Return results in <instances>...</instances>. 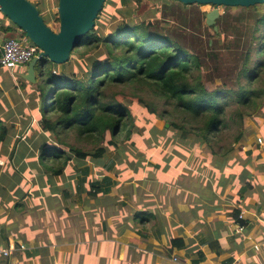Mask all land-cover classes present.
<instances>
[{
	"label": "trees",
	"instance_id": "16d2710c",
	"mask_svg": "<svg viewBox=\"0 0 264 264\" xmlns=\"http://www.w3.org/2000/svg\"><path fill=\"white\" fill-rule=\"evenodd\" d=\"M135 3L139 5L136 7ZM116 5L114 0L106 1L95 28L85 36L71 59L62 65L65 66V74L54 73V67L58 69L59 66L53 63L49 73L46 66L41 72V82L38 80L36 87L39 96L33 108L41 113L43 129L55 135L58 145L42 143L39 146L37 171L44 176L60 177L73 155L76 162L87 159L83 148L71 144L72 137L88 145L96 144L93 154L96 159L108 153L101 145L107 139L118 152L128 148L138 150L142 144L141 124L137 123L131 108L125 103V99H129L137 103L146 102L150 113L170 124L171 129H151L158 133L157 143L167 140L170 130L180 131L192 136L191 144L196 147L197 155L206 147L213 161L212 168H209V162L199 170L190 168L192 174H184L176 183L174 177L178 172L172 171L173 177L165 174L172 166V158H169L163 171H159L157 164L154 170L146 173L145 186L155 183L158 176H166L172 182V189L168 192L170 197L179 198L181 191L187 190L195 197L209 199L210 191L207 192L201 175L197 174L199 171L206 170L209 175L220 174L223 177L227 165H232L242 168L249 177L251 174L246 167H241L234 159L233 145L247 134L244 119L264 113V4L248 8L249 16L234 12L236 8L244 7H225L227 16L221 17L216 24L218 31L213 26H205L203 19L207 13L200 10L202 5H185L175 0H121V7L113 11L112 7ZM142 5L147 9L151 7L154 14L161 10L164 18L175 17L180 24L142 17L137 10ZM106 7L113 12L106 13ZM102 15L112 22L120 21L108 28V22ZM55 20L54 23H60L58 13ZM230 20L243 26L249 23L245 32H239L236 25L229 23ZM222 24L226 25L223 29ZM0 31L2 40L26 37L15 25L7 26L1 21ZM224 31L229 32L233 39L223 38ZM46 63L50 61H39V65ZM216 77L219 84L214 82ZM143 87L152 88L150 94L138 95V90H135L138 95L135 96L126 92L129 88ZM9 135L10 128L0 117V158L7 153L2 148ZM191 162L195 163L194 160ZM139 166L138 170L144 169L143 163ZM0 176L1 197L6 187L3 184L5 177ZM132 178L122 180L130 182ZM112 179L105 176L100 184L98 180L90 181L89 190L85 186L86 178L77 179L75 191L71 188L63 196L68 201L71 195L86 191L91 199H96L99 194L110 193L112 185L116 187L119 184ZM233 180L241 184L244 181L236 175ZM250 189V183L244 184L245 191ZM56 191V188L45 191V194L51 192L45 199V209L57 208L55 201L59 193ZM240 197L244 199L246 196L240 193ZM15 205L18 212L25 213L21 220L25 221L31 212L21 201ZM255 207L264 209V197ZM234 213L236 222L244 224L239 219L238 210ZM17 225L18 222H14L9 229L13 230ZM178 242L171 239L170 246H176ZM213 250L220 254L217 243H213Z\"/></svg>",
	"mask_w": 264,
	"mask_h": 264
},
{
	"label": "crops",
	"instance_id": "0c3cea01",
	"mask_svg": "<svg viewBox=\"0 0 264 264\" xmlns=\"http://www.w3.org/2000/svg\"><path fill=\"white\" fill-rule=\"evenodd\" d=\"M36 4L41 5L50 24L54 22L58 0H41ZM4 20L5 17L0 19L5 25H12ZM28 65L4 71L3 79L9 83L10 91L21 90L16 79L23 78ZM44 66L39 62L36 65L37 81ZM29 84L37 86V82ZM4 101L8 106V100ZM2 109L0 106V112ZM236 169L229 165L224 176L232 178L230 171ZM179 173L186 175L188 171ZM207 173H197L205 184L216 185L218 180L226 179ZM158 179L145 186L144 177L132 178L129 199L127 192L113 194L116 187L127 183L122 181L110 193L99 194L96 199L85 192L71 195L61 208L44 209L56 219L55 224L21 221L13 230L8 229L9 225H0V252L10 245L16 247L8 257L0 253V264H264V209L255 207L260 198L250 195L236 201L231 196L230 183L224 198L225 188L219 193L210 190V198L199 201L187 190L173 198L168 194L171 180L166 176ZM221 183L224 186V181ZM236 210L239 219L243 216L240 220L244 224L236 222ZM241 225L245 229L239 233L237 228ZM171 239L179 241L176 246H170ZM213 243L218 244L220 254L213 250ZM21 246L25 249L21 250Z\"/></svg>",
	"mask_w": 264,
	"mask_h": 264
},
{
	"label": "rangeland",
	"instance_id": "374dc122",
	"mask_svg": "<svg viewBox=\"0 0 264 264\" xmlns=\"http://www.w3.org/2000/svg\"><path fill=\"white\" fill-rule=\"evenodd\" d=\"M33 1L35 2L33 3L36 4V2H40L41 0ZM114 1L117 3L115 7L116 9L114 7L112 8L113 11H116L121 7V0ZM36 5L42 14L43 11L41 9V5ZM248 8H236L237 10H234V12L241 16H249L251 12L250 10H247ZM150 9H147L142 5L141 7H138L137 10L142 17H147L148 19L159 20L162 23L169 22L170 24H180V21L175 17L167 16L164 18L161 10H159L157 14H154L152 13V10L150 11ZM200 10L208 14L213 10V6H202L200 7ZM113 11H111V8L106 7V13ZM220 11L221 16L217 20V23H219L221 17L225 18L227 16L228 10L226 11L225 7H221ZM43 17L45 18L46 23L50 22V19L47 16L43 15ZM102 17L103 19L107 20L108 28L114 26V24L120 21L117 20L112 22L110 21L109 17L107 18L103 15ZM3 18L4 17L0 15V19ZM5 20L4 22H7ZM203 21L206 26V18L205 20L203 19ZM229 23L236 25L237 31L245 32V26L248 25L249 21L244 26L235 20H230ZM49 26L53 30L59 31L60 23L52 22ZM225 27L226 25L222 24V29ZM106 32H108V30ZM222 36L223 38L228 37L233 39V37H230V33L226 31H224ZM2 39L3 33L0 31V40ZM51 69H53L51 62L46 63V72L49 73ZM5 70L6 69L0 70V106L3 108L0 112V117L3 118L7 127L10 128V135L2 148V150L4 152L6 151L7 153L3 155V158H0V175L5 177L3 184L4 187H6L5 191L0 197V225L6 224L11 226L14 222H18V225L21 223L22 217L25 215V213L18 212L14 207L18 201L23 202L28 211L31 212V214L28 215V218H26V220L23 222L27 221L30 224L32 223L35 225L44 224L45 226L55 224L56 219L51 218L50 213H46L44 211V209L47 207L45 199L47 195L51 193L45 194V191L49 192V190L52 188L53 190L54 188L57 189L56 192L59 194L55 203L58 205L57 209H59L63 206V204H65V202L68 203L63 194L70 192L71 188L73 191H75V181L77 179H87V184L85 185L87 190L90 189L88 185L90 181L93 182L98 180L100 184L101 180H103L105 176L113 178L112 182L113 180H116L117 182H127L123 181L122 179L128 177L142 179V177H146L147 172L154 170V167L157 164L160 166L159 171H163V166L169 160V158H172V166L167 169L165 174L167 176L173 177L172 171L175 170L178 172V174L175 175L176 177H174L176 183L177 178L179 182V180H182L183 177V175H180L179 173L180 170L184 172L187 170L192 174V170H199L201 166H204V164L207 162H209L211 165L209 167L212 168L213 161L210 157L208 149H206V147L200 149V153L197 155L195 153L198 152L196 151V147H193L191 144V135H186L180 131L170 130L169 133H167V140H164L162 143H157L156 138L158 133H153L151 129L156 128L160 131H163L165 128L171 129L170 124H166L164 120H161L154 114L150 113L147 109L146 102L137 103L132 100L125 99V103L131 108L137 123L141 124L140 136L142 138V144L138 150H132L128 148L126 151L119 150L118 152V150H115V148L109 144V140L107 139L104 144L101 145L108 150V153L103 158L96 159L93 157V154L97 148L96 144L88 145L87 143L72 137L70 139L71 144L77 148H83V152L87 154V159L79 158L81 162H76L73 159L75 158V155H73L72 161L69 163L68 168L65 170L62 176L53 177L51 175H41L35 167L38 161L39 146L42 143H47L50 146H57L58 141L55 135L43 129L41 124V113L37 111L36 108H33L35 104H37V98L39 96L37 94L38 90H36L37 86L34 87V85L29 84L23 78L17 77L16 82L21 87V90L16 89L14 91H10L7 87L9 83H7L6 79H3L5 77L3 76ZM56 72H58L57 74L59 75L63 73L65 74V66L57 69ZM9 79L13 81V78ZM38 80L41 82V79ZM214 82L219 84L220 81L216 77ZM135 90H138V95L144 96L148 93L150 94L152 88H129L126 90V92L138 96L134 92ZM5 91H8L7 94H4ZM4 99L8 100V106L5 104ZM47 118H50L49 114H47ZM244 122L245 131L247 134L240 142L233 145L234 159L238 160L241 167L245 166L251 175L247 177V175L243 173L242 168H237L236 170L230 171L232 173V178L224 176L226 179L218 180L219 183L216 185L211 184V182L206 184L204 183L208 189L207 192L210 190L214 191L216 189V191L219 193L221 188H225L224 194L222 195L223 198L229 190L230 183V185L233 187L231 196L236 201L237 199L241 198L240 193H244L245 196L253 195V197L258 199L264 197V143L260 144L258 142L259 137L264 140V113L258 117H246ZM186 152H189L188 155H186ZM70 156L72 155L70 154ZM193 160L195 163L191 162ZM139 163H143L144 169L139 168L138 170V167H140ZM141 174L143 176L139 177ZM233 175H236L240 181L244 180L242 181V184L239 181L237 182L236 180H233ZM156 181H159V179L157 178ZM222 181H224V186L220 185L223 184L221 183ZM246 183H250L252 185V189L245 191L244 184ZM129 184V182L125 183L124 185L120 184L119 187H116L113 190V194L120 195L119 193L127 192L129 195H127L126 199H129L130 196H132V192L130 191L131 187ZM169 184L171 185L172 183ZM113 187L115 186L112 185L111 188ZM126 188L128 189L126 190ZM73 195H76V193ZM8 196H11L12 199L8 200ZM78 196L79 195H77V197ZM84 196L85 195H83V197ZM200 199L201 197L198 196L197 200L199 201ZM53 211H55V208ZM240 219H242L241 216ZM2 234L3 232L1 231L0 226V236ZM17 236L21 237L22 234H18ZM24 249L25 247L21 246V250ZM6 250L7 248L0 252L1 254H4V258L8 257L5 256Z\"/></svg>",
	"mask_w": 264,
	"mask_h": 264
},
{
	"label": "water",
	"instance_id": "95a60500",
	"mask_svg": "<svg viewBox=\"0 0 264 264\" xmlns=\"http://www.w3.org/2000/svg\"><path fill=\"white\" fill-rule=\"evenodd\" d=\"M107 0H59V31L47 25L38 6L30 0H0V12L13 25L22 30L26 38L40 51L29 63L23 79L37 82L36 65L41 59H48L57 66L66 64L72 53L80 46L85 36L96 25ZM185 5L213 6L207 14V26L218 31L217 20L221 7H252L264 4V0H175Z\"/></svg>",
	"mask_w": 264,
	"mask_h": 264
},
{
	"label": "built area",
	"instance_id": "2783aa9c",
	"mask_svg": "<svg viewBox=\"0 0 264 264\" xmlns=\"http://www.w3.org/2000/svg\"><path fill=\"white\" fill-rule=\"evenodd\" d=\"M38 48L35 47L26 37L20 39H7L0 40V68L12 71L19 66L28 65L33 58L37 57L40 53L36 54ZM54 73H57L56 70ZM258 142L264 143V140L259 137ZM243 218V216H241ZM243 226H238L237 232L244 231ZM258 249V248H257ZM15 247L12 245L5 251V256L14 251ZM3 254V253H2ZM4 255V254H3Z\"/></svg>",
	"mask_w": 264,
	"mask_h": 264
}]
</instances>
